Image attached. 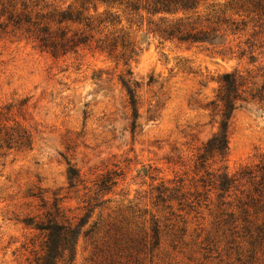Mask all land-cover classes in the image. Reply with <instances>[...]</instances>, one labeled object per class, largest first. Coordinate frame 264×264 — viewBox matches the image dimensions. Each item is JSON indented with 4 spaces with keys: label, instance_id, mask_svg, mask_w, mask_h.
Returning a JSON list of instances; mask_svg holds the SVG:
<instances>
[{
    "label": "rangeland",
    "instance_id": "rangeland-1",
    "mask_svg": "<svg viewBox=\"0 0 264 264\" xmlns=\"http://www.w3.org/2000/svg\"><path fill=\"white\" fill-rule=\"evenodd\" d=\"M254 1L213 0L238 29H222L207 45L166 40L148 25L179 13L141 12L137 21L96 0H0L51 32L88 39L53 56L24 30L0 29V264H30L41 253L26 222L43 220L55 199L74 226L91 210L71 264H264V240L250 246L238 210L249 185L239 182L220 199L204 183L206 173L234 178L264 163V10ZM203 8L202 17L210 11ZM63 12L81 22L58 25ZM224 75L243 86L228 151L195 170L201 146L218 132L211 103ZM70 168L79 173L72 189ZM110 173L119 175L115 185L95 195ZM196 194L200 205L186 207ZM154 224L159 245L151 252L115 245L119 229L145 245Z\"/></svg>",
    "mask_w": 264,
    "mask_h": 264
},
{
    "label": "trees",
    "instance_id": "trees-1",
    "mask_svg": "<svg viewBox=\"0 0 264 264\" xmlns=\"http://www.w3.org/2000/svg\"><path fill=\"white\" fill-rule=\"evenodd\" d=\"M12 0H6L10 4ZM106 6H116L122 9V12L135 20H142L141 12L150 15H176L181 14L182 17L166 21L165 18H159V23L154 24L149 22V26H154L155 33L163 36L166 40H176L180 43L189 44H207L212 45L217 38V34L222 29L224 31H236L237 24L231 19H225V11L219 10L218 13L214 10L213 0H96ZM5 3L1 4L0 19L4 15L6 24L0 23V29L11 26L14 30H24L29 38L38 44L39 48L49 52L55 56L57 54H66L68 51L75 50L80 45L86 44L87 37H78L74 35L71 38H65L66 33L51 32L49 26L42 25L41 21L33 20L29 15L24 13L7 12ZM9 6V5H8ZM254 9L264 10V0H257L252 3ZM204 7V10L209 11L203 17L198 15L197 9ZM230 8L229 11H232ZM194 16V18H193ZM57 24L63 22H81L79 15H73L71 12H63L57 15ZM44 17H42L43 19ZM202 18V20H201ZM243 25V23H240ZM212 26V28L210 27ZM223 27V28H221ZM113 49H114V45ZM242 83L239 78L234 75H224L221 79V87L216 95V100L211 103L213 111L219 117L218 132L213 135L200 148V152L195 160V170H204L208 161L213 159L223 160L228 151V128L229 122L233 113L237 109V102L242 100L243 92H241ZM129 103L134 112V117L137 116L135 111V97L133 91L127 89ZM10 137V136H9ZM8 138L7 141H10ZM9 145V144H8ZM208 169V168H206ZM119 175L110 173L102 177L94 185L96 187L95 195L108 193L115 185V180ZM208 182H204L212 186L218 192L217 198H223L225 193L230 189L235 188L236 184L245 181L249 185V190L243 203L238 202V210L240 216H243L242 222L250 226L244 227V232L252 240L251 247L257 246L264 240V163L256 165L253 169L248 168L240 172L237 177L227 178L224 175L214 176L206 173ZM79 177V173L70 168L67 172L69 188L75 187V182ZM162 194V193H160ZM201 195L196 194L193 202L186 205L188 208H193V205H200ZM91 199L87 201L86 208H90ZM59 200L55 199L53 210L47 212L43 220L34 222L33 218L27 220L26 225L32 227L33 230L39 233V238L42 240L40 247L41 253L35 254V257L30 264H71L74 258V246L79 236V230L83 227L89 218L91 210H88L87 215L79 220L78 225L74 226L71 222L64 220L62 212L58 204ZM181 205V204H179ZM249 214H252L253 220L249 222ZM260 216V219H259ZM233 214H229L228 218L232 219ZM255 218V219H254ZM252 229V231H251ZM121 231L113 235L115 245L129 244V248H142L143 250H154L159 245L158 227L151 229L150 241L144 245L143 239L134 240L127 233L121 234ZM88 232L87 234H89ZM119 233V235H117ZM120 238V239H118ZM124 248H127L126 246Z\"/></svg>",
    "mask_w": 264,
    "mask_h": 264
}]
</instances>
